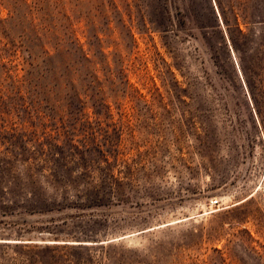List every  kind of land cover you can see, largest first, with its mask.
Returning <instances> with one entry per match:
<instances>
[{
  "label": "rangeland",
  "instance_id": "obj_1",
  "mask_svg": "<svg viewBox=\"0 0 264 264\" xmlns=\"http://www.w3.org/2000/svg\"><path fill=\"white\" fill-rule=\"evenodd\" d=\"M138 2L72 0L88 95L60 117L14 89L31 57L0 32V264H264V115L199 29L142 18L169 0ZM242 26L264 77V26Z\"/></svg>",
  "mask_w": 264,
  "mask_h": 264
},
{
  "label": "trees",
  "instance_id": "obj_2",
  "mask_svg": "<svg viewBox=\"0 0 264 264\" xmlns=\"http://www.w3.org/2000/svg\"><path fill=\"white\" fill-rule=\"evenodd\" d=\"M138 1L136 6L140 7L144 0ZM171 1L169 0V11L165 7L164 14L143 10L140 14L145 21L153 23H162L168 18L171 35L180 37L181 32L189 33L190 29H199L215 64L220 66L217 49H221L231 67L234 81L240 83V88L244 89L249 102H253L255 110L261 116L264 115V110L260 107L261 101L264 103L263 69L258 70L252 66L255 63L261 68L263 56H259L261 52L252 53L253 46L245 55L242 47L245 41L254 43L255 35L258 34H250L244 30L243 22L250 20L255 25L264 26V13L255 16L257 13H251L252 0H181L176 3L178 10L175 13ZM22 2L27 4L24 10H21ZM74 9L72 0H14L10 16L0 20L3 29L0 32L8 37L7 45L14 48L24 46L31 57L23 76L13 75L14 89L20 92L25 88L38 107L46 102L52 116L60 117L70 113L69 96H76L86 102L81 95H88L84 82L78 77V67L72 57L75 49H80L83 58L87 60L88 52L82 46H73V43L70 45L71 34L62 31V21L64 18L69 21ZM232 48L237 56L236 60ZM58 53H64L65 59L57 62L55 55ZM35 110L37 112L41 109L35 107Z\"/></svg>",
  "mask_w": 264,
  "mask_h": 264
},
{
  "label": "water",
  "instance_id": "obj_3",
  "mask_svg": "<svg viewBox=\"0 0 264 264\" xmlns=\"http://www.w3.org/2000/svg\"><path fill=\"white\" fill-rule=\"evenodd\" d=\"M24 241H30V240H24ZM53 242H57V241H53ZM65 242H72V241H65ZM73 243H88L87 241H75Z\"/></svg>",
  "mask_w": 264,
  "mask_h": 264
},
{
  "label": "built area",
  "instance_id": "obj_4",
  "mask_svg": "<svg viewBox=\"0 0 264 264\" xmlns=\"http://www.w3.org/2000/svg\"><path fill=\"white\" fill-rule=\"evenodd\" d=\"M218 202V200L217 199H215V200H212V203H217Z\"/></svg>",
  "mask_w": 264,
  "mask_h": 264
},
{
  "label": "bare ground",
  "instance_id": "obj_5",
  "mask_svg": "<svg viewBox=\"0 0 264 264\" xmlns=\"http://www.w3.org/2000/svg\"><path fill=\"white\" fill-rule=\"evenodd\" d=\"M11 241H13V240H11ZM89 243V242H88Z\"/></svg>",
  "mask_w": 264,
  "mask_h": 264
}]
</instances>
